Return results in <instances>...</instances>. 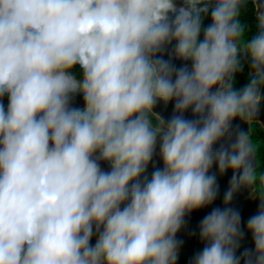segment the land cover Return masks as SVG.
Here are the masks:
<instances>
[{"label":"clouds","instance_id":"clouds-1","mask_svg":"<svg viewBox=\"0 0 264 264\" xmlns=\"http://www.w3.org/2000/svg\"><path fill=\"white\" fill-rule=\"evenodd\" d=\"M262 105L264 0H0V264H177L226 171L187 264H264Z\"/></svg>","mask_w":264,"mask_h":264},{"label":"flooded vegetation","instance_id":"flooded-vegetation-1","mask_svg":"<svg viewBox=\"0 0 264 264\" xmlns=\"http://www.w3.org/2000/svg\"><path fill=\"white\" fill-rule=\"evenodd\" d=\"M176 63H179V61H176ZM242 82L243 74H241L238 78V83ZM75 103L82 107V101L80 100L79 96H77ZM155 110L160 112L162 115L167 116L171 111V102L166 107L158 104ZM185 115H190V113H186ZM257 119L262 124L264 119V105L261 106ZM234 123L238 122L234 121ZM238 124L240 127H242V123ZM252 129L253 142L257 144L258 158H260V144L264 143V127L253 123ZM156 163L157 165H159L158 159ZM102 167H107V165L105 163H102ZM151 167L152 165L150 164L149 171L151 170ZM213 170H215L214 167ZM230 174V171H226L222 176H217L219 191L217 198L213 201L212 205L194 210L186 217L185 227L177 233V238L183 241L178 252L177 264H187V261L191 257V255L195 251L199 250V248L202 246V242L199 241L198 235L193 230L196 229L198 221L210 209V207L222 206V193L227 186V181ZM232 205L239 209L241 213V226L243 227L246 218L255 211L256 200L250 199L246 190H241L234 196ZM92 242H94V237L92 239ZM244 245H247L249 247L251 246L250 237L247 233L245 234L244 240L242 242V246Z\"/></svg>","mask_w":264,"mask_h":264},{"label":"trees","instance_id":"trees-1","mask_svg":"<svg viewBox=\"0 0 264 264\" xmlns=\"http://www.w3.org/2000/svg\"><path fill=\"white\" fill-rule=\"evenodd\" d=\"M260 151H261L260 159L262 162H264V143L260 144Z\"/></svg>","mask_w":264,"mask_h":264},{"label":"water","instance_id":"water-1","mask_svg":"<svg viewBox=\"0 0 264 264\" xmlns=\"http://www.w3.org/2000/svg\"><path fill=\"white\" fill-rule=\"evenodd\" d=\"M238 123H242V127L243 129L247 130L248 129V125L247 123L245 122H242V121H237ZM262 125H264V119H263V122H262ZM264 127V126H263Z\"/></svg>","mask_w":264,"mask_h":264}]
</instances>
